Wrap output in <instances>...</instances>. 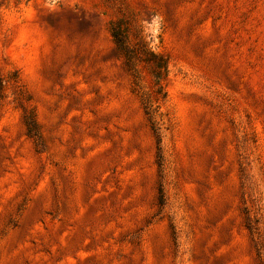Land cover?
Returning <instances> with one entry per match:
<instances>
[{
  "label": "rangeland",
  "instance_id": "obj_1",
  "mask_svg": "<svg viewBox=\"0 0 264 264\" xmlns=\"http://www.w3.org/2000/svg\"><path fill=\"white\" fill-rule=\"evenodd\" d=\"M0 264H264V0H0Z\"/></svg>",
  "mask_w": 264,
  "mask_h": 264
},
{
  "label": "trees",
  "instance_id": "obj_2",
  "mask_svg": "<svg viewBox=\"0 0 264 264\" xmlns=\"http://www.w3.org/2000/svg\"><path fill=\"white\" fill-rule=\"evenodd\" d=\"M132 28L133 26L124 18H117L111 20L109 23V33L118 57L122 60L126 70L131 74L133 91L138 95L146 118L157 137V164L161 171L163 158L159 146L161 120L159 103L160 100L165 98L162 80L166 78L168 73L167 58L160 53L153 52L148 47V43L141 31L136 29L135 33H132ZM137 64H142L150 74L151 82L147 89L141 85ZM27 124L28 134L31 135L36 130V122L31 117ZM159 196L162 201L164 198L162 184L159 186Z\"/></svg>",
  "mask_w": 264,
  "mask_h": 264
}]
</instances>
